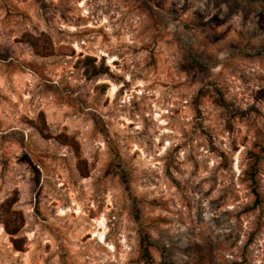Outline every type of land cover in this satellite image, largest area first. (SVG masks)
<instances>
[{"label": "rangeland", "instance_id": "rangeland-1", "mask_svg": "<svg viewBox=\"0 0 264 264\" xmlns=\"http://www.w3.org/2000/svg\"><path fill=\"white\" fill-rule=\"evenodd\" d=\"M133 197L155 264H264V1L0 0V264H145Z\"/></svg>", "mask_w": 264, "mask_h": 264}, {"label": "trees", "instance_id": "trees-1", "mask_svg": "<svg viewBox=\"0 0 264 264\" xmlns=\"http://www.w3.org/2000/svg\"><path fill=\"white\" fill-rule=\"evenodd\" d=\"M264 1V0H262ZM33 45L36 47V51L42 54L43 56H47L52 54L50 45L48 42H37L34 41ZM64 138L65 144H71L72 139L67 137L66 135H60L59 138ZM122 172V178L125 183L126 190L130 192V183L125 174V171L122 169L121 165H116ZM87 176V175H85ZM17 202L16 198L8 199L2 205H0L1 212L5 214L4 217V226L6 231L11 235H17L22 227L24 226V219L20 212L12 211V205ZM133 216L136 223L139 225V247H140V257L145 262V264H155V260L151 253V248L154 246L152 238L149 232L146 230V227L142 223L141 219V210L138 205V201L136 197H133ZM14 248L19 251H24V238H13L12 239ZM163 254V251H162Z\"/></svg>", "mask_w": 264, "mask_h": 264}, {"label": "bare ground", "instance_id": "bare-ground-1", "mask_svg": "<svg viewBox=\"0 0 264 264\" xmlns=\"http://www.w3.org/2000/svg\"><path fill=\"white\" fill-rule=\"evenodd\" d=\"M110 92H111L112 97L115 96V95H117V93L119 92V87H118L117 85L113 84V85H112V89H111ZM68 212H69V211H67V213H66V211L62 210L60 213H61L62 215H66V214H68ZM99 224H100V225H103V224H104V223H103V219L99 221ZM2 229H3V228H2ZM105 235H106L105 231H102V232L99 231V232H97V233L95 234V237H98V238L103 242L104 239H105Z\"/></svg>", "mask_w": 264, "mask_h": 264}]
</instances>
